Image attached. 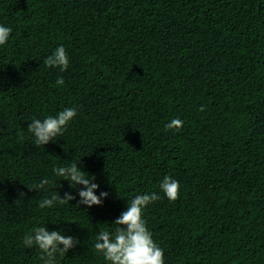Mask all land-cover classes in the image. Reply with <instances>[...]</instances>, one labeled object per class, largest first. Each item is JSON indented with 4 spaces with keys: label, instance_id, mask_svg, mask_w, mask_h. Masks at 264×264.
Wrapping results in <instances>:
<instances>
[{
    "label": "trees",
    "instance_id": "obj_1",
    "mask_svg": "<svg viewBox=\"0 0 264 264\" xmlns=\"http://www.w3.org/2000/svg\"><path fill=\"white\" fill-rule=\"evenodd\" d=\"M0 25V264H40L23 245L36 226L80 240L57 264H106L95 234L152 192L165 264H264V0H0ZM61 45L64 72L43 64ZM73 107L62 137L34 145L33 119ZM79 160L102 205L77 206L53 172ZM45 178L56 188H29ZM64 192L76 199L38 207Z\"/></svg>",
    "mask_w": 264,
    "mask_h": 264
},
{
    "label": "clouds",
    "instance_id": "obj_2",
    "mask_svg": "<svg viewBox=\"0 0 264 264\" xmlns=\"http://www.w3.org/2000/svg\"><path fill=\"white\" fill-rule=\"evenodd\" d=\"M11 32V28L0 25V45L8 42ZM43 64L48 68H57L61 72L66 71L69 67V58L65 47L63 45L57 47L43 60ZM56 84L63 85L64 78L58 77ZM199 111H204L203 105ZM76 116L77 109L73 107L64 108L56 115H49L43 120L33 119L28 125V131L32 134L34 145L45 147L50 142L58 140ZM182 127L183 121L179 118L172 119L165 125L166 130L179 131ZM80 161L56 167L53 172L62 180L69 181L71 188L77 189L79 196L77 206L86 205L91 208L94 205H102L110 194L107 191H100L99 195L97 194L100 185L94 182L96 177L86 171ZM29 188L48 191L56 188V184L45 178L39 184ZM159 188L169 201L178 199L180 183L171 175L162 179ZM160 198L158 193L152 192L136 195L130 201L127 200V209L114 222H111L116 227L113 230L102 228L95 234L92 245L95 254L101 256L106 264H165L164 250L153 239V234L143 217V212L148 205ZM75 199L76 196L71 192H64L63 195L53 193L50 198H43L38 207L51 208L57 203L63 205ZM80 243L77 237L66 235L62 229L50 230L48 226H36L23 237L25 248L38 250L40 264H57L58 257H64Z\"/></svg>",
    "mask_w": 264,
    "mask_h": 264
}]
</instances>
